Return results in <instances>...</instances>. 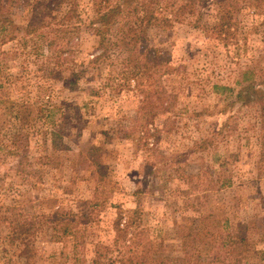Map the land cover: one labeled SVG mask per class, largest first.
Segmentation results:
<instances>
[{"label":"rangeland","instance_id":"1","mask_svg":"<svg viewBox=\"0 0 264 264\" xmlns=\"http://www.w3.org/2000/svg\"><path fill=\"white\" fill-rule=\"evenodd\" d=\"M95 8V0H18V29L0 31V264H94L96 246L114 243L119 214L124 225L133 210L156 264L217 252L238 263L243 237L264 247L260 104L240 109L236 99L245 73L264 68V10L236 6L240 27L228 45L189 22L147 29L140 46L156 51L164 74L151 87L129 78L120 49L92 69ZM201 10L212 26L216 9ZM36 24L49 37L62 24L73 29L74 62L48 60ZM74 72L84 74L71 87ZM58 212L78 215L77 254L52 228ZM191 230L200 241L186 254Z\"/></svg>","mask_w":264,"mask_h":264},{"label":"trees","instance_id":"2","mask_svg":"<svg viewBox=\"0 0 264 264\" xmlns=\"http://www.w3.org/2000/svg\"><path fill=\"white\" fill-rule=\"evenodd\" d=\"M18 0H0L4 4L0 11V31L6 32L10 28L12 20V8ZM74 0H67L71 4ZM210 6L216 9L217 20L212 26L203 24L204 11L201 7ZM241 9L264 10V0H95V12L92 17L90 29L98 39L97 51H100L95 60L91 61L92 69L97 65L104 64V61L111 58L113 48L122 51V62L124 71L132 80H144L151 87L159 86L164 74H162L161 59L156 51L144 49L140 46L143 35L147 29L158 27L170 29L176 24L191 23L195 29H202L209 36L220 39L226 45L230 39H235L236 31L240 27L235 7ZM14 29H18L15 25ZM46 26L36 24L33 33L41 30V35L45 40H49L48 47L51 57L56 63L64 64L74 62V38L77 33L66 24L59 26L52 37L45 31ZM264 29V23H263ZM84 73H73V79L69 81L71 87H75ZM139 76H142L139 78ZM241 89L237 93V101L240 109L252 105L260 104L261 110V130L264 134V68L258 71L250 70L245 73L241 82ZM154 89V92L157 93ZM160 97H165L166 91ZM153 92V93H154ZM150 96L147 95L146 97ZM159 97V98H160ZM154 104V103H153ZM163 106V103L162 105ZM156 117L150 122H155ZM148 124L142 126L141 134L146 135ZM146 130V131H145ZM162 131L159 129L158 133ZM143 138V137H141ZM141 213L139 210L130 211L129 216L122 225L123 214H119V220L115 224L116 239L112 245L99 244L96 246V257L94 264H102V260L107 264H156L159 259L149 256L151 242L145 236L141 226ZM212 215L206 216L202 221H208ZM52 228L55 229L61 238H71L75 253L83 242L81 241V230L78 229L79 221L76 214H65L58 212L52 217ZM264 219H262V223ZM191 233L185 236V252L188 254L200 240L195 238L198 233ZM262 234V231H260ZM23 233V232H21ZM207 233L213 234L212 231ZM210 237V236H208ZM264 242V231L262 235ZM204 242V241H203ZM242 246L241 259L238 263L227 260H220L217 252L212 261L201 260L198 255L193 264H264V247L260 248L253 242L243 237L238 242Z\"/></svg>","mask_w":264,"mask_h":264}]
</instances>
